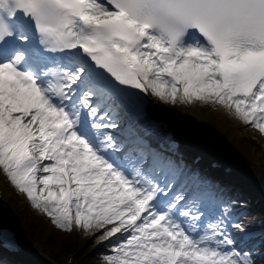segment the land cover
<instances>
[{
  "label": "snow or ice",
  "instance_id": "snow-or-ice-1",
  "mask_svg": "<svg viewBox=\"0 0 264 264\" xmlns=\"http://www.w3.org/2000/svg\"><path fill=\"white\" fill-rule=\"evenodd\" d=\"M157 105L264 137V0H0L6 183L97 264H264L244 203ZM0 250L16 238L0 231Z\"/></svg>",
  "mask_w": 264,
  "mask_h": 264
},
{
  "label": "bare ground",
  "instance_id": "bare-ground-1",
  "mask_svg": "<svg viewBox=\"0 0 264 264\" xmlns=\"http://www.w3.org/2000/svg\"><path fill=\"white\" fill-rule=\"evenodd\" d=\"M156 113L154 114L155 118L164 123L171 122L173 120L172 111L170 107H166L163 105H157L154 109H152ZM200 109L186 110L184 116L181 119H185L187 116H195L201 114ZM191 114V115H190ZM206 118H202V127L205 130H212L213 136L217 139V142H214L218 146V150L221 154L228 156L230 159L237 163H243L245 165L253 166L255 163H258L260 166H264V163H260L259 156L255 155L252 152V148L254 142L257 143L256 139H252L251 137H247L241 132V124L235 121H231L227 117L222 114L212 113L211 111L208 113ZM194 117V118H195ZM201 118V117H199ZM177 124H181V120ZM195 120V119H194ZM196 120L194 121L193 126H195ZM191 131L190 129H188ZM212 141V140H211ZM183 143H187L185 139H183ZM213 153V152H212ZM210 158V157H207ZM215 161H219L216 157H214ZM254 171L257 173L258 170L254 168Z\"/></svg>",
  "mask_w": 264,
  "mask_h": 264
},
{
  "label": "trees",
  "instance_id": "trees-1",
  "mask_svg": "<svg viewBox=\"0 0 264 264\" xmlns=\"http://www.w3.org/2000/svg\"><path fill=\"white\" fill-rule=\"evenodd\" d=\"M236 199L239 201L238 198H236ZM237 211H238V213H241L243 215H252L253 214L254 216H257V214H258L257 210H255L252 207L247 206V205H245L241 209H238ZM27 212L29 213L28 215H29L30 220H32L36 223H39V224L45 222V219L42 216H39L40 213H38L34 210H29V209H27ZM50 227H51V225L47 222L43 228V233L48 232V235L53 242H55L59 245L61 241L66 240L67 242H70V244L72 245L70 247H74L77 244L73 235L62 234L60 231L50 229ZM81 238H83V237H81ZM96 254H97L96 252H93L92 254H90L88 256V259L86 260V262L84 264H97V261L94 259Z\"/></svg>",
  "mask_w": 264,
  "mask_h": 264
},
{
  "label": "rangeland",
  "instance_id": "rangeland-1",
  "mask_svg": "<svg viewBox=\"0 0 264 264\" xmlns=\"http://www.w3.org/2000/svg\"><path fill=\"white\" fill-rule=\"evenodd\" d=\"M178 109L180 110L181 108H178ZM206 111H207V112H210V111H208V110H206ZM241 127H242V129H243V132H244L245 136H247V137H252V136H256V135H257V133H255L252 129H250V128H248V127H245V126L242 125V124H241ZM252 150H254V147L252 148ZM255 153L258 154V155H262V153L259 152L258 150H257ZM14 197H17V195H15ZM17 218H18V217H17ZM24 224H26V223H24ZM34 238H35L34 240H35L36 242H38V243H40L42 246H44L43 249H44V250H47V252H49V251H54L52 248H48L45 244H43V243L41 242V240H40L39 237L35 236Z\"/></svg>",
  "mask_w": 264,
  "mask_h": 264
},
{
  "label": "water",
  "instance_id": "water-1",
  "mask_svg": "<svg viewBox=\"0 0 264 264\" xmlns=\"http://www.w3.org/2000/svg\"><path fill=\"white\" fill-rule=\"evenodd\" d=\"M260 191L264 194V176L260 179Z\"/></svg>",
  "mask_w": 264,
  "mask_h": 264
}]
</instances>
